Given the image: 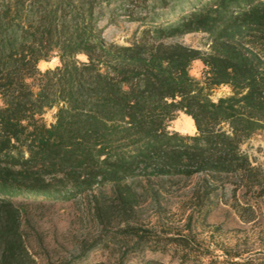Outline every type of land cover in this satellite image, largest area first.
Returning <instances> with one entry per match:
<instances>
[{"label": "trees", "instance_id": "1", "mask_svg": "<svg viewBox=\"0 0 264 264\" xmlns=\"http://www.w3.org/2000/svg\"><path fill=\"white\" fill-rule=\"evenodd\" d=\"M118 16L142 26L128 44L103 37L99 22ZM192 32L206 50L177 40ZM216 85L231 93L210 98ZM178 112L194 133L169 129ZM263 129L264 0H0V264L42 253L44 264H78L114 222L138 250V176L201 174L199 203L223 175L263 196L262 169L241 149ZM83 195L99 232L53 261L38 209Z\"/></svg>", "mask_w": 264, "mask_h": 264}, {"label": "rangeland", "instance_id": "2", "mask_svg": "<svg viewBox=\"0 0 264 264\" xmlns=\"http://www.w3.org/2000/svg\"><path fill=\"white\" fill-rule=\"evenodd\" d=\"M99 25L107 41L120 44H128L142 28L123 16L113 22L103 18ZM177 40L203 51L208 47L206 34L201 32L187 33ZM54 63V59L40 61L39 66L45 69ZM190 74L202 79L199 60L192 61ZM207 93L216 99L230 94L231 89L216 85ZM53 112L54 108L44 113L47 123L52 121ZM169 129L195 132L192 119L182 112L176 113ZM241 149L264 175V129L251 135ZM201 176L171 180L138 176V203L129 222L144 234L138 250H132L131 236L120 238L124 223L114 222L97 242L98 246L78 264L99 261L115 264L120 255L124 264H264V195L258 196L234 176L223 175L211 182L209 197L199 203L193 192ZM89 207V197L83 195L68 201H48L38 209V226L47 255L53 261L74 259L81 242L91 240L99 232ZM112 235L117 237L115 242L108 238ZM44 256L42 253L39 264H44Z\"/></svg>", "mask_w": 264, "mask_h": 264}]
</instances>
